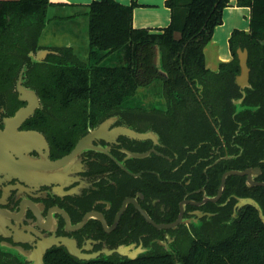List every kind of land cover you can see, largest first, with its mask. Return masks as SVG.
I'll return each instance as SVG.
<instances>
[{"label":"trees","instance_id":"trees-1","mask_svg":"<svg viewBox=\"0 0 264 264\" xmlns=\"http://www.w3.org/2000/svg\"><path fill=\"white\" fill-rule=\"evenodd\" d=\"M233 2L250 8V31L233 32L234 58L214 72L206 67L204 49L222 24L224 9ZM52 4L51 0H0V86H14L19 73L29 68V80L45 106L55 114L65 112L77 125L88 117L96 121L123 109L131 120L155 124L165 140L172 134L177 140L182 137L188 150L198 151L186 154L184 149L178 161H185L192 187H205L208 196L217 194L222 175L229 170L260 167L255 180L264 182V0H168L171 22L157 30L134 27V1L124 5L94 0L87 6L90 58L95 61L91 65L81 62L71 48L51 55V63L32 61L29 53L39 47ZM156 47L166 77L154 64ZM237 47L248 49L251 69L241 110L236 104L243 97L235 82L240 72ZM114 53L120 54L121 65L100 64ZM155 82H162L166 111L138 108L135 114L123 105L140 88ZM145 160H153L161 177L167 173L163 158L151 155ZM244 197L255 199L264 213V187L250 186L245 176L232 175L220 201L206 205L217 215L205 222V233H199V241L184 252L81 260L54 248L46 253L44 264H264V223L258 211L246 206L232 215L233 206ZM0 264L26 263L0 253Z\"/></svg>","mask_w":264,"mask_h":264},{"label":"flooded vegetation","instance_id":"flooded-vegetation-1","mask_svg":"<svg viewBox=\"0 0 264 264\" xmlns=\"http://www.w3.org/2000/svg\"><path fill=\"white\" fill-rule=\"evenodd\" d=\"M51 6L47 9V24L38 40L39 47L29 53L32 61L51 63L49 57L58 54L59 49L71 48L81 62L94 64L90 42L86 57H81L70 45L41 44ZM238 49H248L237 47L239 61ZM156 50L161 56V66L154 64L166 77L161 51L156 47L155 55ZM231 54L229 62L234 58L232 50ZM114 57L121 65L119 53L105 58ZM104 59L101 65H105ZM206 67L211 70L207 63ZM28 70L19 73L14 86H0V245L30 252L46 247L43 259L54 248L71 254L70 246L89 257L71 254L75 258L93 260L181 253L198 242L199 233H205V222L217 215L206 205L218 203L223 195L212 201L218 192L208 196L205 187L193 188L191 174L184 170L185 161H178L184 149L186 154H196L198 148L188 150L183 138L177 140L173 134L165 140L155 124L131 120L123 115V109L101 119L97 117L96 121L88 117L77 125L65 112L55 114L45 106L39 89L29 80ZM249 86L250 75L249 85L239 86L243 97L236 102L237 108L240 105L243 109L244 90ZM153 94L156 100L149 99ZM123 105L135 114L138 108L166 111L162 82L140 88L134 99ZM165 148V152L160 150ZM151 155L167 161L164 166L167 173L162 177L153 160H145ZM198 164L199 160L195 165ZM247 184L250 185L248 179ZM238 202L233 206V217L246 207L235 210ZM143 212L154 223L167 227H157ZM0 253L21 256L1 248ZM24 262L30 264L27 259Z\"/></svg>","mask_w":264,"mask_h":264},{"label":"crops","instance_id":"crops-1","mask_svg":"<svg viewBox=\"0 0 264 264\" xmlns=\"http://www.w3.org/2000/svg\"><path fill=\"white\" fill-rule=\"evenodd\" d=\"M94 0H51L54 4L48 10L50 21L42 35L45 46L70 45L81 57H86L89 47V33L84 35L76 27L82 15H88V5ZM124 5L136 2L133 24L136 28H164L171 22L168 0H115ZM251 11L233 2L223 11V22L218 25L205 49L207 66L217 71L222 63L232 59L229 40L234 30H250ZM67 26H64V25Z\"/></svg>","mask_w":264,"mask_h":264},{"label":"water","instance_id":"water-1","mask_svg":"<svg viewBox=\"0 0 264 264\" xmlns=\"http://www.w3.org/2000/svg\"><path fill=\"white\" fill-rule=\"evenodd\" d=\"M238 57H239V61H240L241 73L237 76L236 82L241 88H244V87H247L249 85L250 68L248 66V51L247 50L238 49ZM160 58H161V56L159 54V51L156 50V55H155L154 62H155V64H157L159 66H161V59ZM138 156H145V155H138ZM260 173H261V169L259 167L252 168V169H247L245 171L230 170V171L224 173L223 176H222L221 185H220L218 194L216 195V197L212 198L211 200L212 201H217V200L220 199L221 195L224 192L227 178L229 176H231V175L247 176V179H248V182L250 183V185H252V186H254V185L264 186V182H257V181L254 180V176L258 175ZM247 205H250V206L254 207L258 211L259 217H260L261 221L264 223L263 210H262L261 206L259 205V203L253 198L247 197V198L240 199V201L235 206V210H237L238 208H242L244 206H247ZM143 215L145 216V218L149 222L155 224L157 227H167V226H162V225H158V224L154 223L152 221V219L149 218V216L146 213H144V212H143ZM176 224H177V222L176 223H172V224H170L168 226H174ZM0 248L2 250H4V251L11 252L12 254L19 256V253H18L17 249H11L9 247H6L4 244H1ZM69 250H70L71 254H73L74 256H78L77 254H75L76 251H74L70 246H69ZM38 251L40 253V256H39V259L36 262V264H42L44 262L43 256H44V254L46 252V247H42V250L39 249ZM121 251L124 252L123 250H121ZM136 256L137 255H129V257H131V258H135ZM19 258L22 261L27 259L28 261H30V264H33V262L30 259V257L28 258V256L25 255V253H24V256L21 255V256H19Z\"/></svg>","mask_w":264,"mask_h":264},{"label":"rangeland","instance_id":"rangeland-1","mask_svg":"<svg viewBox=\"0 0 264 264\" xmlns=\"http://www.w3.org/2000/svg\"><path fill=\"white\" fill-rule=\"evenodd\" d=\"M86 16L85 18H82L81 20H79V22L76 24V27L74 28H77L78 30H80L82 32V34L84 35V33L88 32V15H82V17ZM64 26H67L66 24ZM104 64L107 65V66H113V65H119L120 64V61L117 57H114V58H105L104 59ZM149 99H154L156 100V97L155 95H151L149 97ZM242 107L240 105H238V109H241ZM42 250V248H41ZM17 252V251H16ZM18 253L21 254L22 256H24V253L25 255L28 256V258L30 257V259L32 260L33 264H36V262L38 261L39 259V256H40V253L38 250L36 251H29V250H18ZM75 254H77L79 256V258H86L88 256L82 254L81 252H76ZM89 258V257H88Z\"/></svg>","mask_w":264,"mask_h":264}]
</instances>
